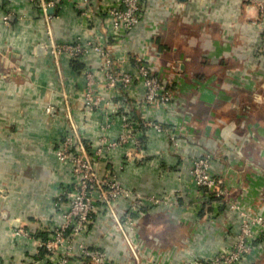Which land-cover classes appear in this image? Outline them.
<instances>
[{
    "label": "crops",
    "instance_id": "1",
    "mask_svg": "<svg viewBox=\"0 0 264 264\" xmlns=\"http://www.w3.org/2000/svg\"><path fill=\"white\" fill-rule=\"evenodd\" d=\"M256 1L140 0L129 31L107 17L122 0H91L84 16L60 1L51 20L56 41L92 39L130 73L136 57L148 61L173 90L163 105L145 101L141 82L127 91L101 87L105 115L87 114L82 93L84 71L98 68L101 55L89 49L55 62L40 48L46 31L38 5L0 0V264H49L38 221L50 216L69 176L56 140L70 119L90 143L116 137L123 113L135 119L142 145L114 147L98 174L110 170L123 187L152 200L135 218L133 249L102 208L83 241L103 249L107 264H193L231 249L240 220L232 205L264 213V14ZM205 156L224 191L209 198L191 174L193 160ZM127 203L116 199V211L123 215ZM19 225L32 237L14 235ZM255 229L254 247L238 264H264V230Z\"/></svg>",
    "mask_w": 264,
    "mask_h": 264
},
{
    "label": "built area",
    "instance_id": "2",
    "mask_svg": "<svg viewBox=\"0 0 264 264\" xmlns=\"http://www.w3.org/2000/svg\"><path fill=\"white\" fill-rule=\"evenodd\" d=\"M43 16L46 41L40 45L52 55L57 62L60 57L71 59L80 58L89 49L97 51L102 57L98 68H88L84 71L83 104L87 114L95 109H102L100 94L101 87L127 91L135 82H141L145 87V101L149 104L160 103L167 105L172 99L173 90L157 74L152 72L148 61L139 62L135 72H126L116 65L109 50L92 39L83 42L80 39L71 42H58L52 31L51 20L55 15L53 9L60 1L69 2L80 9L82 16L92 11L91 0H32ZM255 7L264 14V0H257ZM140 0H122V6L114 5L108 9V18L113 28L131 30L140 18ZM3 22L9 24L10 15L4 14ZM256 22V18L251 19ZM119 107L123 101H117ZM99 111V112H100ZM107 114L106 110L101 113ZM70 116V115H69ZM121 130L116 137L102 135L94 144L87 141L78 125L70 119L67 131L56 140L55 153L66 164L67 181L59 187L55 211L50 222L40 225L47 232V238L42 241L46 249L49 264H107V253L98 247L88 246L83 236L94 224L99 208L104 209L115 222L126 241L134 248L131 231L135 218L149 205L150 197L133 192L123 187L115 174L106 170L103 175L98 174L99 163L108 161L112 149L118 145L131 144L141 147L142 139L136 133V121L130 114L123 113ZM71 117V116H70ZM109 118V117H108ZM106 118L107 130L112 120ZM157 129H163L157 123H146ZM210 158L198 157L193 160L191 174L197 187L209 198L220 195L224 191L220 187V179L212 175L209 170ZM123 197L127 200V208L122 213L116 211V199ZM154 201V199H153ZM157 201V199H155ZM239 217V225L235 241L230 250H219L206 261L195 260L193 264H238L254 247L255 228L264 230V213L250 214L248 209L232 205ZM122 215V216H121ZM30 230L24 226H17L13 233L16 236L32 237Z\"/></svg>",
    "mask_w": 264,
    "mask_h": 264
},
{
    "label": "rangeland",
    "instance_id": "3",
    "mask_svg": "<svg viewBox=\"0 0 264 264\" xmlns=\"http://www.w3.org/2000/svg\"><path fill=\"white\" fill-rule=\"evenodd\" d=\"M58 193H59V192H57V194H56V197H55V199H54V203H55V201L57 200V195H58ZM55 208H56V207H55V204H54L50 216H49L47 219H45L44 222H47V221L50 222V218H51V216L53 215V213H54V211H55ZM38 222H41L40 225H44L43 222H42V220H39Z\"/></svg>",
    "mask_w": 264,
    "mask_h": 264
},
{
    "label": "trees",
    "instance_id": "4",
    "mask_svg": "<svg viewBox=\"0 0 264 264\" xmlns=\"http://www.w3.org/2000/svg\"><path fill=\"white\" fill-rule=\"evenodd\" d=\"M71 59V58H70ZM76 59H79V58H76ZM72 60H75V59H72ZM75 65V64H74ZM76 66V65H75ZM38 230L41 232V236L43 237V239H46L47 238V232L46 231H43L40 227V225L38 226ZM45 249V248H44ZM46 250V249H45ZM47 252V251H46Z\"/></svg>",
    "mask_w": 264,
    "mask_h": 264
}]
</instances>
